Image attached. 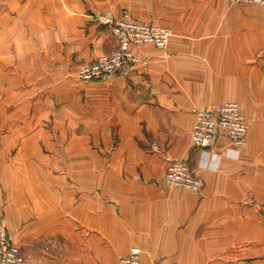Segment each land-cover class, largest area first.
I'll return each mask as SVG.
<instances>
[{
    "label": "crops",
    "instance_id": "crops-1",
    "mask_svg": "<svg viewBox=\"0 0 264 264\" xmlns=\"http://www.w3.org/2000/svg\"><path fill=\"white\" fill-rule=\"evenodd\" d=\"M129 11L171 27L126 74L79 79ZM236 100L238 152L191 143L193 108ZM219 154V157L218 155ZM166 155L204 180L170 187ZM219 159H218V158ZM0 226L27 264H264V6L228 0H0Z\"/></svg>",
    "mask_w": 264,
    "mask_h": 264
},
{
    "label": "built area",
    "instance_id": "built-area-1",
    "mask_svg": "<svg viewBox=\"0 0 264 264\" xmlns=\"http://www.w3.org/2000/svg\"><path fill=\"white\" fill-rule=\"evenodd\" d=\"M232 3L248 2L264 6V0H228ZM98 22L107 25L116 37L117 44L109 52L83 63L78 69V77L85 82L100 81L110 75L126 74L138 62L133 50L134 45L151 43L160 48L168 46L175 31L168 26L155 22L141 21L129 11L116 16L111 12H98ZM196 120L191 131V143L194 147L207 152L221 134H225L233 144L229 151H236L247 143L249 122L240 103L227 100L215 109L193 108ZM219 157V154H217ZM217 157V158H218ZM219 159V158H218ZM168 162L165 183L170 187L187 188L200 191L204 180L196 173L186 158H174L166 155ZM0 264H27L20 246L4 226H0ZM118 264H188L184 262L163 263L156 260H143L141 249L133 247L128 254L118 258Z\"/></svg>",
    "mask_w": 264,
    "mask_h": 264
},
{
    "label": "rangeland",
    "instance_id": "rangeland-1",
    "mask_svg": "<svg viewBox=\"0 0 264 264\" xmlns=\"http://www.w3.org/2000/svg\"><path fill=\"white\" fill-rule=\"evenodd\" d=\"M247 144V143H246ZM26 258V257H25ZM26 261H27V258H26ZM28 262V261H27Z\"/></svg>",
    "mask_w": 264,
    "mask_h": 264
}]
</instances>
